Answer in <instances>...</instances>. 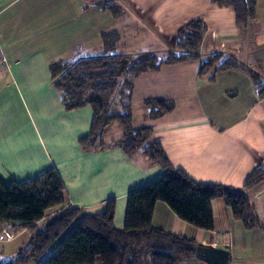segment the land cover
Returning a JSON list of instances; mask_svg holds the SVG:
<instances>
[{
  "label": "crops",
  "instance_id": "crops-1",
  "mask_svg": "<svg viewBox=\"0 0 264 264\" xmlns=\"http://www.w3.org/2000/svg\"><path fill=\"white\" fill-rule=\"evenodd\" d=\"M255 1V19L243 32L231 7L210 0H0V59H5L0 63V178L24 181L52 167L64 185V206L95 213L114 199L113 225L123 229L128 193L161 177L163 170L117 145L82 149L78 140L89 132L92 109L64 108L50 64L103 55L102 34L107 32L118 34L114 53L164 57L177 29L201 19L207 27L202 59L212 51H227L264 81V0ZM198 64L190 59L138 75L132 125L151 126V139L161 143L171 165L195 182L238 190L264 155V96L246 70L198 77ZM149 98L171 100L174 108L150 119L143 104ZM121 134L115 122L104 141L111 143ZM250 198L264 211V188ZM210 205L212 230L189 225L161 201L155 203L152 225L228 250V264H264L263 231L245 229L220 198ZM57 211L49 210L38 226ZM12 232L13 239L0 244V260L14 258L31 235ZM181 264L207 263L193 258Z\"/></svg>",
  "mask_w": 264,
  "mask_h": 264
},
{
  "label": "trees",
  "instance_id": "trees-1",
  "mask_svg": "<svg viewBox=\"0 0 264 264\" xmlns=\"http://www.w3.org/2000/svg\"><path fill=\"white\" fill-rule=\"evenodd\" d=\"M210 1L220 7H231L236 26L243 32L250 30L256 15L255 0ZM206 35L207 27L201 19L190 20L177 29L173 48L160 57L151 52L114 53L119 37L116 32H107L102 34L103 55L50 64L52 84L59 90L64 108L90 106L92 109L89 132L78 140L82 149L102 150L117 145L129 156L141 153L157 163L163 175L128 193L121 230L113 225L114 199L107 200L102 210L95 213L64 206V185L52 167L24 181L5 182L0 178V227L31 233L24 248L14 258L0 260V264H181L193 258L202 260L199 244L194 239L152 225L158 201L164 202L189 225L212 230L214 218L210 203L220 198L245 229H260L264 233V211L258 210L250 198V194L256 195L264 188V155L241 189L201 184L171 165L161 143L151 139V126L135 128L132 125L135 78L163 64L195 59L199 61L198 77L209 73L210 78L227 69L246 70L258 95L264 96L261 74L234 54L217 50L201 58ZM143 104L150 119L160 118L174 108L168 99L149 98ZM115 122L121 128V137L105 143L104 133ZM56 208L58 211L38 226L47 212ZM62 234L64 236L56 243Z\"/></svg>",
  "mask_w": 264,
  "mask_h": 264
},
{
  "label": "water",
  "instance_id": "water-1",
  "mask_svg": "<svg viewBox=\"0 0 264 264\" xmlns=\"http://www.w3.org/2000/svg\"><path fill=\"white\" fill-rule=\"evenodd\" d=\"M201 259L207 264H228L229 251L213 245L199 244Z\"/></svg>",
  "mask_w": 264,
  "mask_h": 264
},
{
  "label": "built area",
  "instance_id": "built-area-1",
  "mask_svg": "<svg viewBox=\"0 0 264 264\" xmlns=\"http://www.w3.org/2000/svg\"><path fill=\"white\" fill-rule=\"evenodd\" d=\"M0 63L5 64V59L1 56ZM13 237V232L8 229L0 228V244L8 242Z\"/></svg>",
  "mask_w": 264,
  "mask_h": 264
},
{
  "label": "rangeland",
  "instance_id": "rangeland-1",
  "mask_svg": "<svg viewBox=\"0 0 264 264\" xmlns=\"http://www.w3.org/2000/svg\"><path fill=\"white\" fill-rule=\"evenodd\" d=\"M66 232H67V231H66ZM66 232H65V233H66ZM65 233H64V234H65ZM64 234H62V235L56 240V243L59 242V240L61 239L62 236H64ZM13 237H14V234H13ZM13 237H12V239H13ZM12 239H11V240H12ZM19 240H21V239H19ZM19 240H17V241L15 242V244H17V243L19 242ZM9 241H10V240H9ZM44 258H45V257H43L42 260H43Z\"/></svg>",
  "mask_w": 264,
  "mask_h": 264
}]
</instances>
